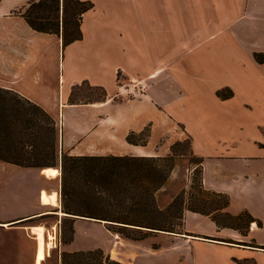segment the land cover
Here are the masks:
<instances>
[{"label":"crops","instance_id":"1","mask_svg":"<svg viewBox=\"0 0 264 264\" xmlns=\"http://www.w3.org/2000/svg\"><path fill=\"white\" fill-rule=\"evenodd\" d=\"M37 1L0 2V87L55 119L60 151L168 157L175 143L190 140L203 160L204 189L227 195L231 215L248 213L255 222L241 233L187 211L183 235H153L177 241L168 252L125 244L115 234L120 250L89 249L82 225L110 230L63 213L60 168L53 177L48 168L0 161V264H37L38 227L45 229L42 264H53L55 253L61 264L64 253L95 250L123 264H145L142 255L124 254L127 246L147 258L169 253L167 264H264V63L255 59L264 55V0H80L94 8L83 17V39L66 48L20 14ZM132 83L145 91L123 96L122 87ZM82 85L103 90L105 100L71 103ZM222 91L231 97L220 98ZM147 129L146 145L127 142ZM43 193L55 195L56 205L44 203ZM53 218L59 222L49 226ZM61 220L73 224L70 244H63Z\"/></svg>","mask_w":264,"mask_h":264},{"label":"trees","instance_id":"2","mask_svg":"<svg viewBox=\"0 0 264 264\" xmlns=\"http://www.w3.org/2000/svg\"><path fill=\"white\" fill-rule=\"evenodd\" d=\"M93 8L91 2L80 0H39L20 14L34 31L60 37L66 48L83 39V17ZM255 59L264 63V55L256 54ZM231 95L229 91L218 93L222 99ZM139 137L142 139L137 141ZM148 137L147 129L140 135L131 133L127 142L146 145ZM184 144L197 157L190 140L175 143L168 157L69 156L60 151V132L55 119L17 92L0 87V161L23 168H60L63 213L104 223L113 234L132 241H143L158 233L183 235L187 211L210 218L218 229L241 233L255 222L248 213L231 215L227 195L204 189L203 160L199 157L198 198L192 201V196L188 205L184 199L177 198L161 209L157 194L167 185L175 159L185 156L178 154ZM244 219L246 226L243 227ZM62 232L63 244L72 243V222L63 221ZM61 264L123 263L102 250H95L64 253Z\"/></svg>","mask_w":264,"mask_h":264},{"label":"rangeland","instance_id":"3","mask_svg":"<svg viewBox=\"0 0 264 264\" xmlns=\"http://www.w3.org/2000/svg\"><path fill=\"white\" fill-rule=\"evenodd\" d=\"M26 9L23 12H25ZM123 96H127V95L124 94ZM104 99H105V93L103 90L97 88H90L87 85H82L81 87H78L74 90L73 97L71 100L76 103H93V102L102 101ZM56 104H58L57 100H56ZM51 111H54V113H56L58 111V107L56 106L51 108ZM141 139L142 137H139L137 141H140ZM178 154H185V156L178 157L175 159L173 168L170 173V179L167 185L157 194L158 204L161 207V209L167 208L168 205H170V203L177 198L180 200L184 199L186 204L188 205L189 202L191 201L192 196H194L192 201L195 200V198H198L197 196H199L198 192H199L200 176L196 173L199 160L197 157H194L191 154V150L188 144L182 145L178 150ZM195 218H198L197 220L204 221L202 217H195ZM58 222L59 219L53 218L49 220V226L54 223L58 224ZM66 222L67 224L71 223L70 221H66ZM197 222L198 221L196 222L191 221L189 226L193 228H197L201 226L197 224ZM204 222L207 223L206 221ZM61 225L63 227L62 220H61ZM244 226H246L245 219H244L243 227ZM80 228L82 235H84L83 241L87 246V248L89 249L100 248L106 253L110 249L120 250L119 247H117L118 245H115V242L113 240V233L111 231H106L104 229L97 227L96 225H90V224L82 225ZM115 235H119V234H115ZM153 235L154 234L150 235L151 237H148L143 241H132L123 238L120 235L119 236L123 240L122 242L125 244L128 243V245L130 244L131 246H143L145 249H147V247L151 249L152 247L154 249L160 247V249L163 252L164 250L167 251L171 249L173 244L177 243V241L173 238L166 236L154 237ZM122 252L128 255V257H131V255L133 254L142 255L140 261H143L145 264L147 263L163 264V262H166V264L168 263L169 253L161 254L156 258H152V257L147 258V254H142L139 250H136L129 246H127ZM58 259H59L58 255L55 253L53 255V260H52L53 264H56Z\"/></svg>","mask_w":264,"mask_h":264},{"label":"bare ground","instance_id":"4","mask_svg":"<svg viewBox=\"0 0 264 264\" xmlns=\"http://www.w3.org/2000/svg\"><path fill=\"white\" fill-rule=\"evenodd\" d=\"M48 169H49V171H47L48 175H51L53 177H57L60 174L59 171H57L53 168H48ZM43 202L56 205V196L55 195L48 196L46 193H43ZM33 231L36 233L37 239L39 242L37 264H42V262L45 261L44 260L45 259V247H46V245H45V229L42 227H38V228H33Z\"/></svg>","mask_w":264,"mask_h":264},{"label":"built area","instance_id":"5","mask_svg":"<svg viewBox=\"0 0 264 264\" xmlns=\"http://www.w3.org/2000/svg\"><path fill=\"white\" fill-rule=\"evenodd\" d=\"M145 86L142 83H132V85L122 87V95L137 97L145 91ZM117 237V235H115Z\"/></svg>","mask_w":264,"mask_h":264}]
</instances>
